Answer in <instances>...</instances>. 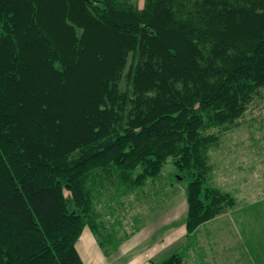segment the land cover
I'll use <instances>...</instances> for the list:
<instances>
[{"label":"trees","instance_id":"obj_1","mask_svg":"<svg viewBox=\"0 0 264 264\" xmlns=\"http://www.w3.org/2000/svg\"><path fill=\"white\" fill-rule=\"evenodd\" d=\"M261 89L264 0H0V264H87L84 226L115 251L100 193L169 158L187 246L235 206L206 183L208 150ZM186 246L150 264H184Z\"/></svg>","mask_w":264,"mask_h":264},{"label":"rangeland","instance_id":"obj_2","mask_svg":"<svg viewBox=\"0 0 264 264\" xmlns=\"http://www.w3.org/2000/svg\"><path fill=\"white\" fill-rule=\"evenodd\" d=\"M137 2L141 7L143 0H137ZM208 130L217 132L218 128L211 127ZM208 159L211 171L210 178L206 180L207 185L231 193L236 202L232 209L216 216L217 219L210 221L209 225L201 227L205 229L201 232L210 233L209 238H218L216 234L228 233L232 230V217L236 218L237 215H241L242 219L245 220L242 224L244 232L247 235L255 234L257 239L260 238V244H258V241L256 242V257L253 256L252 261L248 258L249 253L241 252L238 258L239 264H253V261L255 264H264V89H261L253 98L242 116L237 119V123L221 132L218 144L212 145L208 150ZM177 173L176 167L169 158L157 177L148 178L142 186L132 191L117 194L114 187L102 191L99 200L95 203L97 221L106 232L115 234V237L121 240L124 236L129 235L125 232H132L134 226H140L141 220L146 216L154 218L159 214H166L163 222L156 221L151 226L153 231L151 230L150 236L153 239L157 238L164 231L168 232L169 228L174 226V232L177 233V236L175 239L172 237L171 241H168V246L164 251V254L168 252L170 254L173 251V246L178 242L177 238L180 240L181 237L184 238L183 236H185V233L181 234L180 229L186 213V208H184L186 203L179 201L185 195L183 184L185 180H178L175 177ZM178 192L181 193L178 194ZM173 196L176 198L174 199L176 205H172L170 200ZM237 220L239 219L237 218ZM86 227L90 230L88 226ZM137 238L140 242V238H142L140 233ZM190 243H192V240ZM217 243L226 244V242L221 241H217ZM248 243L250 244V241ZM128 244L120 248L121 252L119 254L116 253L107 260L114 259L113 263L122 264L131 255H129L131 250L125 248ZM156 244L155 246H157ZM231 250L228 251L227 255H233L234 252H231ZM191 252L197 257L192 255ZM194 252L187 251V256L184 255V264H225L219 262L218 257L215 255L211 256L212 252L207 250H204V252L199 250V252H195L196 254ZM160 253L148 259V264L162 260L164 257L159 258V256L163 253ZM203 253H206L205 257L208 258H203V261L199 262L198 260L203 257ZM252 253L250 251V257ZM145 258L144 253L142 254V251H140L137 262L142 263ZM105 262L106 264H112V262Z\"/></svg>","mask_w":264,"mask_h":264},{"label":"crops","instance_id":"obj_3","mask_svg":"<svg viewBox=\"0 0 264 264\" xmlns=\"http://www.w3.org/2000/svg\"><path fill=\"white\" fill-rule=\"evenodd\" d=\"M181 192H178V194H180ZM176 196V195H175ZM175 196L171 197L170 200L172 201V205H176L174 199ZM179 201H182L185 203V195L179 199ZM179 202V204H181ZM186 206V204H184ZM162 206V205H161ZM160 206V207H161ZM184 206V208H186ZM159 208V207H158ZM174 214H176L175 212H172ZM226 213V212H225ZM224 214V213H222ZM221 215V214H219ZM159 216V217H158ZM157 217L151 218L149 216H146L145 218H143L141 220V225L140 226H134L132 232H125L128 233L129 235L127 237H123V239H121V242L119 244V246L116 248V250L108 255H104L103 251H101V248L99 247V245L97 244L96 239L93 237V233L89 232L90 230L87 229V227H83L75 245H76V249L81 257V259L83 260V262L87 263V264H106L105 261L107 262H112L113 260L111 259L110 261H108L107 259L111 258L112 256H114V254L116 253H120L121 250L120 248L124 245H126L127 243L128 246L125 247L127 250H131L129 255L122 264H148V259H151L152 256H156L157 253H163L159 256V258H165L168 254H164V251L166 250V246H168V241H171L172 237L173 239L176 238L177 233H175V228L174 226L170 227L168 232L164 231L160 236H158L157 238H152L151 235V226L157 221V222H163L166 214H159ZM218 216V215H217ZM216 218V216L206 222H204L203 224H201L196 232H194L192 234V243H188L187 244V240L185 238V236H183L184 238H180V240L177 238V243L173 246V251H180L184 246L187 247V249L185 250V254L187 256V251H195V252H204V250H207L208 252H212L211 256H216L218 257V261L219 262H224L225 264H239V257L242 253H249V257L248 258H252L253 256L256 255V242L258 241V244H260V238L257 239L256 235H247L244 230H243V222H245L244 219H242L241 215H237V217H232V230L228 233H219L216 234V237L218 238H209L210 233L208 232H201L202 230H205L203 227L204 225H209L210 221L214 220ZM237 218L239 220H237ZM217 219V218H216ZM224 220V219H222ZM218 221V220H216ZM183 225L181 230V234L185 233V226H184V219L182 220ZM215 222V221H214ZM237 225V226H236ZM136 229V230H135ZM153 231V230H152ZM125 233H122L123 235ZM141 234L140 238V242L139 239L137 238L138 234ZM215 234V233H214ZM185 235V234H184ZM179 237V236H178ZM211 237V236H210ZM247 238H249V240H247ZM194 239V242H193ZM190 240V241H191ZM210 241H212V243H210ZM217 241H221V242H226L225 243H217ZM250 241V244L248 243ZM155 243H157L155 246ZM252 244V245H251ZM141 247H140V246ZM140 247V248H137ZM218 251H216V250ZM231 250V252H234L233 255H227L228 251ZM142 251V254L144 253L145 255V261H142V263H138L137 257H138V253ZM250 251H252V255L250 257ZM194 252V253H195ZM184 254V255H185ZM192 255H194L191 252ZM196 254V253H195ZM207 254L203 253V257L198 260L199 262L203 261V258L207 259L208 257H205ZM196 256V255H194ZM229 256V258H228ZM197 257V256H196ZM200 257V256H199ZM256 257V256H255ZM148 261V262H147ZM195 261V260H194ZM250 261V260H249ZM252 261V259H251ZM250 261V262H251ZM190 262V260H189ZM196 262V261H195ZM252 263V262H251ZM112 264H116L113 263ZM121 264V263H120ZM220 264V263H219ZM253 264L254 261H253ZM260 264V263H258Z\"/></svg>","mask_w":264,"mask_h":264}]
</instances>
